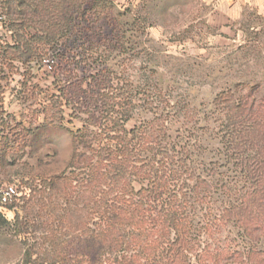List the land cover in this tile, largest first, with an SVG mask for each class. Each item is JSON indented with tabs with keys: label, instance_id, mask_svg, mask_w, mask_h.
Returning a JSON list of instances; mask_svg holds the SVG:
<instances>
[{
	"label": "rangeland",
	"instance_id": "obj_1",
	"mask_svg": "<svg viewBox=\"0 0 264 264\" xmlns=\"http://www.w3.org/2000/svg\"><path fill=\"white\" fill-rule=\"evenodd\" d=\"M1 1L0 187L15 185L18 196L3 209L9 224L0 228V264H119L116 256L139 254L148 236L132 234L115 251L107 226L90 221L86 181L68 190L49 183L66 170L85 175L89 166L68 167L76 147L91 156L108 142L104 134L153 132L164 122L176 149L159 157L182 172L176 190L189 198L194 254L247 244L223 217L245 180L226 154L222 121L224 102L238 103L241 115L250 93L253 109L264 110V15L247 6L222 22L216 0H87L72 30L48 44L32 40L44 35L39 26L10 21ZM17 34L31 40L32 59L14 53ZM83 129L88 135L78 144ZM141 142L138 165L155 154L152 142Z\"/></svg>",
	"mask_w": 264,
	"mask_h": 264
},
{
	"label": "trees",
	"instance_id": "obj_2",
	"mask_svg": "<svg viewBox=\"0 0 264 264\" xmlns=\"http://www.w3.org/2000/svg\"><path fill=\"white\" fill-rule=\"evenodd\" d=\"M1 4L4 6L3 13L10 21L19 22L25 28L39 26L44 35H35L32 40L56 44L62 38L61 33L72 30L77 10L88 2L2 0ZM16 39L19 44L14 47V53L20 57L19 60L32 59L36 53H31V40L23 34H17ZM21 46L27 50L26 53L21 50ZM251 96L250 93L241 115L238 103L234 100L224 102L226 114L222 121L224 129L221 138L226 154L230 155L232 161L237 160L235 165L239 166L245 180L243 192L232 198L223 211L224 219L233 223V227L239 229V233L247 240L243 247L206 250L202 254H194L191 248L193 235L188 228L184 204L189 198L186 193L181 194L180 190H176V184L182 179V172L168 167L166 158L159 157L176 149L171 145V129L166 122L161 123L160 128L153 132L124 128L122 133H103L108 142L101 145L100 149H95L91 156L85 155L76 147L68 167L89 166L88 171L83 172L85 175L80 177L74 170L69 174L66 170L52 177L49 184L52 188L63 185L68 190L75 181L82 182V186L85 185L84 181L87 182V188L93 193L90 200L93 201L94 212L91 213L93 216L90 221L96 224L98 219L97 221L104 223L103 226H107V241L113 250L123 248L129 241L126 239L132 234L136 238L137 232L149 237L150 243L143 246L139 254L116 256L119 264H192L194 256L199 264H224L229 259L238 264H264V110L253 109ZM86 131L83 129L78 132V144L87 137ZM144 139L152 142L148 149L155 154L143 165H138L137 159L142 156L140 152L145 149H139L136 145ZM165 140L169 141L164 145ZM181 167L186 168L185 171L190 172L193 178H198L205 189L213 190L210 182L197 177L187 164L178 168ZM135 181L140 182L141 187L137 188ZM187 185L185 183L180 189L183 191ZM82 186L79 188H83ZM82 196L78 192L76 198L79 203ZM15 201L12 199L4 205L0 203V228L9 224L3 209ZM98 224L101 226V223ZM131 226L133 229H129ZM98 233L101 235V232Z\"/></svg>",
	"mask_w": 264,
	"mask_h": 264
},
{
	"label": "crops",
	"instance_id": "obj_3",
	"mask_svg": "<svg viewBox=\"0 0 264 264\" xmlns=\"http://www.w3.org/2000/svg\"><path fill=\"white\" fill-rule=\"evenodd\" d=\"M247 6L264 15V0H216V9L220 12L222 22L236 16L237 8Z\"/></svg>",
	"mask_w": 264,
	"mask_h": 264
},
{
	"label": "built area",
	"instance_id": "obj_4",
	"mask_svg": "<svg viewBox=\"0 0 264 264\" xmlns=\"http://www.w3.org/2000/svg\"><path fill=\"white\" fill-rule=\"evenodd\" d=\"M18 196V190L15 185H5L0 187V203L4 205L8 201Z\"/></svg>",
	"mask_w": 264,
	"mask_h": 264
}]
</instances>
